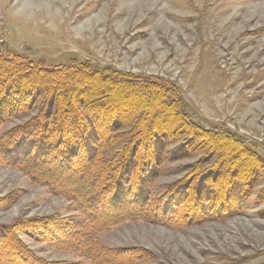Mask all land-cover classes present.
<instances>
[{
	"label": "rangeland",
	"instance_id": "obj_1",
	"mask_svg": "<svg viewBox=\"0 0 264 264\" xmlns=\"http://www.w3.org/2000/svg\"><path fill=\"white\" fill-rule=\"evenodd\" d=\"M0 49L35 67L83 64L163 82L187 120L231 133L255 154L250 175L241 164L235 180L222 179L205 149L157 136L153 169L135 190L151 216L97 233L99 247L121 253L123 264H264V0H0ZM33 102L0 122V145L14 143L0 163V227L42 218L80 223L69 201L14 166L41 138L20 136L41 98ZM96 140L91 128L81 143L89 149ZM166 202L177 214L153 219V207ZM38 237L29 231L19 240L44 261L81 264Z\"/></svg>",
	"mask_w": 264,
	"mask_h": 264
},
{
	"label": "trees",
	"instance_id": "obj_2",
	"mask_svg": "<svg viewBox=\"0 0 264 264\" xmlns=\"http://www.w3.org/2000/svg\"><path fill=\"white\" fill-rule=\"evenodd\" d=\"M39 98V111L20 136L27 140L41 136L36 140L40 150L35 145L14 166L33 183L69 201L81 222L62 227L58 219L42 218L0 227V264H59L44 261L23 246L19 235L29 231L39 235L37 242L77 254L81 264H123L121 253L113 256L97 245L94 236L151 216L147 200L135 193L137 184L145 182L148 167L153 169L157 136L166 135L172 142L185 138L195 151L205 149L217 158L214 166L222 179L234 174L235 180L241 164L247 166L245 178L250 175L248 166L257 162L247 143L231 133L221 137L187 120L176 90L163 82L83 64L35 67L0 49V122L26 111L29 100L35 105ZM91 128L97 140L88 149L81 142ZM13 145H0V163H6L4 151ZM166 203L153 207V219L177 214Z\"/></svg>",
	"mask_w": 264,
	"mask_h": 264
},
{
	"label": "bare ground",
	"instance_id": "obj_3",
	"mask_svg": "<svg viewBox=\"0 0 264 264\" xmlns=\"http://www.w3.org/2000/svg\"><path fill=\"white\" fill-rule=\"evenodd\" d=\"M230 83V82H229Z\"/></svg>",
	"mask_w": 264,
	"mask_h": 264
}]
</instances>
